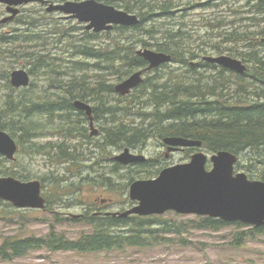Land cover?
Masks as SVG:
<instances>
[{"label":"trees","instance_id":"16d2710c","mask_svg":"<svg viewBox=\"0 0 264 264\" xmlns=\"http://www.w3.org/2000/svg\"><path fill=\"white\" fill-rule=\"evenodd\" d=\"M98 1L138 14L141 23L116 25L99 33L83 27L77 35L71 33L74 27L62 29L51 22V14L45 10H34L19 15L17 24L22 28L0 32V128L16 139L17 157L22 153L43 155L72 166L69 175H55L51 182L49 175L42 177L47 210L52 211L56 200L60 204L66 197L76 199L88 185L115 186L113 171H101L110 148H141L151 139L161 142L171 135L201 140L202 149L210 153L231 151L239 156L236 170L245 169L250 179L264 181V0H233L230 8L225 3V13L218 9V14L202 17L208 32L213 33L211 48L204 46L207 43L196 31L197 21L185 16L188 7L213 10V0ZM139 46L168 53L177 64L213 55V50L227 52L247 63L248 70L238 74L201 60V67L171 65L149 75L147 61L137 53ZM19 60L26 62L31 76L41 72L48 84L42 89L36 88L34 81L28 87H13L10 73ZM140 69L146 74L144 81L129 94L117 93L115 85ZM76 99L94 104V118L100 126L97 137L91 136L88 118L75 108ZM56 120L60 123L51 125ZM51 126L57 134L78 142L44 140L51 137ZM157 159L126 167L114 162V166L130 168V183L157 174L164 167V161ZM9 161L0 153V176L29 179L31 171H18L15 161ZM8 162L14 165L8 166ZM92 210L88 206L83 213L66 217L52 211V221L83 223L90 230L77 238L54 229L41 237L8 236L0 243L1 258L11 260L38 249L79 253L155 249L175 242L173 236L178 238L176 242L185 243L181 237L184 225L162 215L123 218ZM196 218V226L204 230L246 226L210 216ZM247 227L235 231V247L264 236V226Z\"/></svg>","mask_w":264,"mask_h":264},{"label":"water","instance_id":"95a60500","mask_svg":"<svg viewBox=\"0 0 264 264\" xmlns=\"http://www.w3.org/2000/svg\"><path fill=\"white\" fill-rule=\"evenodd\" d=\"M34 1L45 2L48 12H61L65 17L85 23L88 30L95 32L110 31L116 25L135 26L140 23L138 15L98 0H0V4H5L10 13L0 23L13 20L20 14L21 6ZM138 54L149 63V68L172 61L170 54L151 48L140 49ZM205 59L239 74H244L248 69L241 59L227 54L206 56ZM10 81L16 88L27 87L31 76L25 68L15 69L11 72ZM143 81V71L139 70L117 83L115 90L126 95ZM74 105L86 111L92 128L91 134H97L91 105L81 100H76ZM162 141L168 146V152L177 148L202 146L201 140L175 135L165 136ZM17 151L16 139L0 128V153L9 160H15ZM113 159L120 164L129 165L144 162L147 157L125 148ZM238 160L239 156L228 150H220L211 155L198 150L188 162L168 166L155 178L133 181L129 187V196L136 204L130 209L112 214L128 217L131 214L161 215L167 211H175L185 215L210 216L229 223L264 226V181L250 179L244 171L235 172ZM208 163H211L210 169L207 168ZM0 199L20 209L46 208L42 182L38 179L21 180L14 176H0Z\"/></svg>","mask_w":264,"mask_h":264},{"label":"rangeland","instance_id":"374dc122","mask_svg":"<svg viewBox=\"0 0 264 264\" xmlns=\"http://www.w3.org/2000/svg\"><path fill=\"white\" fill-rule=\"evenodd\" d=\"M34 10L40 12L45 9H43L40 4L32 3L23 8L22 13L26 14L30 13V11L35 12ZM186 10L188 13L185 19H194L197 21L195 23L196 31L203 36L202 41L207 43L204 44V46L211 48L213 45V33L208 32V28L205 26L206 22L202 20V17H207L209 14L213 13L212 8L203 9L201 7H188ZM62 15L61 13H54L48 18L51 22L54 21L60 24V28L62 29L74 27L71 33L79 35L83 32V27H85L84 24L79 23V21L75 19L64 18ZM6 16H8L6 7L0 4V21ZM18 18L20 19V16L7 24L0 23V32L11 31L19 26L22 28V25L17 24ZM61 47L66 48L64 45H61ZM143 48L147 47L139 46L138 50ZM47 50L51 55V46H48ZM54 51L55 50L52 49V53H54ZM14 65L15 69L25 68L28 70L29 68L24 60H19L14 63ZM169 67H171V65L162 67V70H168ZM172 67L180 68L178 65H173ZM40 73L41 72L38 71L36 75L31 76V79L36 83V88L40 86L39 88L42 89L48 82L44 80ZM147 74L153 75L154 71H148ZM0 87L1 89L3 88L2 83ZM56 123H60V121H51V125ZM87 125L89 127V123ZM52 127L54 128V126H51V137H46L44 140L51 141V143L55 144L61 143L64 140L71 143L78 142L76 138H67L62 134H57ZM96 127L100 128L98 124ZM161 144L160 141L151 139L143 147L132 150H137L140 153H144L149 158L154 157V159L158 158L157 160H159L160 156H165L164 153L166 152V149L163 148ZM125 148H110V154L106 157L109 160L103 161L105 170L101 171H113L111 176L115 186L106 188L104 186L95 187L93 185H88L80 192L81 194L76 195V199H72V196H70L64 198V202H60V204H57V200L54 201L52 204V211H57L60 216L66 217L71 214L83 213L88 206H91V209H93L92 211H117L130 208L133 204V201H131L129 197V186L131 182L129 183L130 172L128 170L130 168H122L120 170L114 166L115 161L111 159V157L120 153ZM202 150L209 155L213 154L207 150ZM193 153L194 151L189 153L188 150L177 151L175 154L168 157L169 160L167 161V165L188 162ZM9 162L6 163L8 166L14 165ZM14 163H16L15 169L18 171L27 170L32 172L29 179L23 180L38 179L41 182L42 177L46 175H49V182H51L55 175H69V171L72 169L71 165L55 163L50 161L47 156L29 155L25 153L19 154ZM209 168H211V163H209L208 169ZM88 170L91 174H95L89 168ZM235 171L246 172L245 169L236 170V168ZM139 178H148V176H141L138 177V179ZM127 183H129L127 190H123L124 185ZM48 189L51 190V186H49ZM49 190H46L45 194H47ZM102 199H105V201L100 202ZM3 202L8 203L5 201ZM3 202L0 203V243L4 238L13 235H19L22 238L26 236H46L51 229H54L55 233L65 234L68 238H77L82 232L90 230V227L83 223L74 224L68 220H61L59 223H56L52 221V211L49 212L47 209H18L12 204L8 205ZM162 216L164 219L184 225L181 234V237L185 240L184 244L176 242L178 238L173 236L175 242L167 245H160L155 249L130 248L122 252L102 251L97 253L38 249L30 251L24 256L12 258L11 260H4L0 256V264H264V236H258L253 240H247L239 247H235L232 244L235 231L247 229L248 227L246 224H243L246 226L241 227L235 224L227 225L220 230H204L196 226L194 222L197 219L196 215H183L175 211H169Z\"/></svg>","mask_w":264,"mask_h":264},{"label":"flooded vegetation","instance_id":"af4514ba","mask_svg":"<svg viewBox=\"0 0 264 264\" xmlns=\"http://www.w3.org/2000/svg\"><path fill=\"white\" fill-rule=\"evenodd\" d=\"M232 1L233 0H213V15H215V14H218V9L220 10V11H224V10H228V7L226 6L225 8H224V6H225V3L227 4V5H229V8L231 7V5H232ZM247 1V0H246ZM246 1H244L243 0V3L245 2L246 3ZM33 3H36V4H40L41 6H42V8L43 9H45L46 10V3H43V2H40V1H35V2H33ZM5 6V5H4ZM218 6H220L219 8H218ZM6 7V6H5ZM24 7H22L21 9H23ZM6 13L8 14V12H7V8H6ZM223 13H225V12H223ZM263 41H264V39H263ZM213 55H205L203 58H197L196 60H193V61H191L189 64H185V63H181V64H177V63H173V62H170V63H167V64H162V65H160L159 67H157V68H162V67H164L165 65H178V66H185V67H187V66H192V67H201L202 66V62H207L208 60H206L205 59V57L206 56H218V55H222V54H227L228 55V53L226 52V53H224V52H218L217 50H213V53H212ZM231 56V55H230ZM233 57V56H232ZM235 58H238V57H235ZM239 59H241V58H239ZM201 60H202V62H201ZM242 60V59H241ZM243 61V60H242ZM210 62V61H209ZM244 62V61H243ZM211 63H213V62H211ZM245 63V62H244ZM246 65H247V67H248V64L247 63H245ZM147 67L149 68V63H148V65H147ZM146 67V69H148ZM213 67H221L219 64H217V63H213ZM156 68H152V69H150L149 68V71H151V70H155ZM76 100H81V99H76ZM75 100V101H76ZM75 101H74V103H75ZM81 101H84V102H87L88 104H90L91 105V107H92V116H93V120H94V125H95V128H97L96 127V125L98 124V122L95 120V118H94V114H93V112H94V104L93 103H91V102H88V101H85V100H81ZM75 106V105H74ZM77 109V108H76ZM81 111V112H83V115H84V117L86 116L87 118H88V123H89V130L91 131V124H90V119H89V117H88V115H87V113H86V111L85 110H81V109H77V111ZM97 130H98V134L95 136V137H97L98 135H99V132H100V128H97ZM92 136V135H91ZM162 143V142H161ZM161 146L163 147V148H165L166 149V152L164 153L165 154V156H160V161H164L163 163H164V167H166V166H169V165H167V161L169 160V158L168 157H170L171 155H173V154H175V152H177V151H181V150H183V151H187L186 149L187 148H177V149H175V150H172L171 152H168V146H165L163 143L161 144ZM137 149V148H136ZM134 152H137V153H140V152H138L137 150H134ZM148 159L149 160H151L152 159V161H153V159H154V157H148ZM171 165V164H170ZM159 173V172H158ZM157 173V174H158ZM157 174H155L154 176H152V177H155V176H157ZM149 178V177H148ZM97 210V209H96ZM97 213H102L103 211H101V210H97L96 211Z\"/></svg>","mask_w":264,"mask_h":264},{"label":"bare ground","instance_id":"6f19581e","mask_svg":"<svg viewBox=\"0 0 264 264\" xmlns=\"http://www.w3.org/2000/svg\"><path fill=\"white\" fill-rule=\"evenodd\" d=\"M130 13H132V12H130ZM134 14H136V13H134ZM136 15H138V14H136ZM138 17L140 18V23H141V17L138 15Z\"/></svg>","mask_w":264,"mask_h":264}]
</instances>
